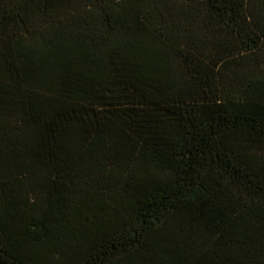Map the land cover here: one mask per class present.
Listing matches in <instances>:
<instances>
[{"label": "trees", "instance_id": "obj_1", "mask_svg": "<svg viewBox=\"0 0 264 264\" xmlns=\"http://www.w3.org/2000/svg\"><path fill=\"white\" fill-rule=\"evenodd\" d=\"M0 264H264V0H0Z\"/></svg>", "mask_w": 264, "mask_h": 264}]
</instances>
